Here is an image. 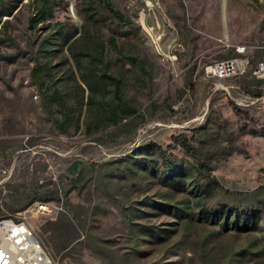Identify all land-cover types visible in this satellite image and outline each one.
<instances>
[{"label":"rangeland","instance_id":"rangeland-1","mask_svg":"<svg viewBox=\"0 0 264 264\" xmlns=\"http://www.w3.org/2000/svg\"><path fill=\"white\" fill-rule=\"evenodd\" d=\"M35 5L0 0V219L52 264H264V82L206 74L264 0Z\"/></svg>","mask_w":264,"mask_h":264},{"label":"built area","instance_id":"built-area-1","mask_svg":"<svg viewBox=\"0 0 264 264\" xmlns=\"http://www.w3.org/2000/svg\"><path fill=\"white\" fill-rule=\"evenodd\" d=\"M235 56L216 60L206 67L209 78L222 81L243 76L250 71L264 82V43L232 44ZM38 210L52 213L46 201H38ZM24 220L12 216L0 219V264H52L48 252L40 244Z\"/></svg>","mask_w":264,"mask_h":264},{"label":"trees","instance_id":"trees-1","mask_svg":"<svg viewBox=\"0 0 264 264\" xmlns=\"http://www.w3.org/2000/svg\"><path fill=\"white\" fill-rule=\"evenodd\" d=\"M109 6L112 10H114V7L112 5H109ZM54 12H55L54 0H36L35 14L30 18V22L31 24H36L40 20L44 21V20L50 19L54 16ZM114 12L119 18H124V16L119 10H115ZM166 166H167V169H166L167 173L165 174L167 175H164V179L167 182L168 181H173V182H178V183L181 182L180 181L181 179H176L174 177L171 178V176L173 175L172 172L175 169L169 164H167ZM221 213L226 214L227 216L234 215L236 222L243 220V222L246 223L250 221L249 219L250 217L247 219L243 211H239V209H236L234 207L223 206V208L221 209ZM253 224H255V222Z\"/></svg>","mask_w":264,"mask_h":264},{"label":"bare ground","instance_id":"bare-ground-1","mask_svg":"<svg viewBox=\"0 0 264 264\" xmlns=\"http://www.w3.org/2000/svg\"><path fill=\"white\" fill-rule=\"evenodd\" d=\"M27 228H28V226H27ZM29 229V228H28Z\"/></svg>","mask_w":264,"mask_h":264}]
</instances>
